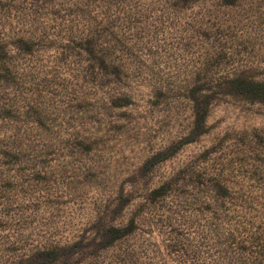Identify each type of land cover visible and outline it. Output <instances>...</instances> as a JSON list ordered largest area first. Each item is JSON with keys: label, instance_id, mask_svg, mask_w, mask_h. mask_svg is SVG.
I'll return each mask as SVG.
<instances>
[{"label": "rangeland", "instance_id": "rangeland-1", "mask_svg": "<svg viewBox=\"0 0 264 264\" xmlns=\"http://www.w3.org/2000/svg\"><path fill=\"white\" fill-rule=\"evenodd\" d=\"M247 79L264 0H0V264H264Z\"/></svg>", "mask_w": 264, "mask_h": 264}, {"label": "trees", "instance_id": "trees-1", "mask_svg": "<svg viewBox=\"0 0 264 264\" xmlns=\"http://www.w3.org/2000/svg\"><path fill=\"white\" fill-rule=\"evenodd\" d=\"M237 89H240L241 93L247 94L249 97H259L260 95L264 94V84L255 83L247 80H236L234 82ZM201 115V116H200ZM197 118V122L203 123L204 121V114H200ZM202 127L203 124H200ZM119 237L125 235V229L118 230L117 232Z\"/></svg>", "mask_w": 264, "mask_h": 264}]
</instances>
